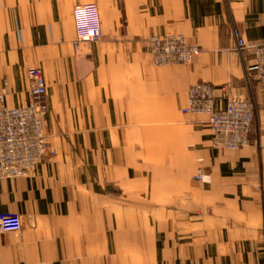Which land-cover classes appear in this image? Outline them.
Wrapping results in <instances>:
<instances>
[{
  "label": "crops",
  "instance_id": "0c3cea01",
  "mask_svg": "<svg viewBox=\"0 0 264 264\" xmlns=\"http://www.w3.org/2000/svg\"><path fill=\"white\" fill-rule=\"evenodd\" d=\"M93 2L110 7L102 41L57 37L63 7L72 23L74 7ZM164 34L199 55L155 65L149 38ZM262 44L264 0H0V88L9 82L10 106L29 102L26 68L42 62L58 148L0 180V213L22 221L19 234L0 231V264H264V84L248 71ZM201 81L253 101L249 145L216 148L207 116L183 112ZM139 117L161 119L182 147L158 191L155 175L117 155L136 128L126 119ZM200 169L209 182L193 177Z\"/></svg>",
  "mask_w": 264,
  "mask_h": 264
},
{
  "label": "built area",
  "instance_id": "2783aa9c",
  "mask_svg": "<svg viewBox=\"0 0 264 264\" xmlns=\"http://www.w3.org/2000/svg\"><path fill=\"white\" fill-rule=\"evenodd\" d=\"M75 18L78 41L103 37L99 8L95 3L77 5ZM236 35L239 36L237 32ZM149 43L153 59L159 64L188 62L200 53L199 47L189 44L182 34L153 36ZM238 44H244L240 37ZM255 54V62L248 71L264 84V44L255 46ZM26 74L30 81L29 102L10 106L7 102L9 82L4 80L0 88V180L27 175L49 151H54L46 133L50 106L45 76L39 67L34 66L29 67ZM184 112L207 116L216 148L237 149L251 143L254 103L231 95L226 84L207 81L193 84L188 91ZM197 179L206 180L203 174L197 175ZM261 190L264 200V176ZM21 230L22 221L18 213H0L1 232L19 234Z\"/></svg>",
  "mask_w": 264,
  "mask_h": 264
},
{
  "label": "rangeland",
  "instance_id": "374dc122",
  "mask_svg": "<svg viewBox=\"0 0 264 264\" xmlns=\"http://www.w3.org/2000/svg\"><path fill=\"white\" fill-rule=\"evenodd\" d=\"M95 3L98 8H99V13H100V22L103 30V37L100 40H88L92 43H97L100 42L104 39V24L108 25L107 28L111 26V14H110V7L109 6H100L98 5L97 2ZM84 4V3H83ZM81 5V4H78ZM77 6V5H76ZM74 7V10L76 8ZM101 10L103 11V14L101 15ZM63 17H60L61 19L57 21L56 23V34L57 37L59 36H67L68 33L71 31L73 32L74 29L75 31L77 30V24H76V18L75 21L72 23H69L68 15H69V7H63ZM107 18V19H106ZM105 21V23H104ZM66 33V34H65ZM164 35H152L149 38L150 39L153 36H165ZM170 35V34H168ZM54 39V38H52ZM76 42H81L77 40V34H76ZM48 44V43H47ZM150 43L148 42V46ZM149 55L152 60V62L155 65H165V64H177V63H188L192 61L194 58H192L188 62H175V63H163L159 64L156 63L153 59L152 52L150 51L149 48ZM43 67L42 62L37 63L35 65H30L26 68V71L29 67ZM47 66H49V63H47ZM42 70V69H41ZM113 74V72H111ZM106 74V72H105ZM104 74V76H106ZM114 74L116 77H121V79H126L127 78V70L125 68H121L120 70H114ZM195 84V83H194ZM192 86V85H191ZM190 86V87H191ZM189 87V89H190ZM188 89V91H189ZM188 91H187V104H188ZM186 104V106H187ZM50 106V105H49ZM185 106V107H186ZM184 107V108H185ZM183 108V112H184ZM52 107L50 106V113H51ZM144 113V112H142ZM185 113V112H184ZM189 114V113H187ZM50 115V114H49ZM136 125L134 133L132 132L134 128L130 127L129 132L127 131L124 134V140L123 141V149H118L117 155L121 158H123L124 164H135V168L137 172L143 174L145 173L146 175L149 173L150 175H155L153 178V181L151 184L153 185V188L156 189V191L160 190V185L162 182L159 181V177H161L160 174H166V173H174L175 172V160L179 157V155L182 152V147L179 146V144L176 143L175 139L173 138V134H168L165 132H160V129L165 128V125L161 123V119H156V118H147V117H139V118H132V119H126V121H129ZM47 139L51 147H53V152L47 153L45 157H54L57 154L58 148L56 143L54 142L53 139H51L50 135V130L49 126L47 128ZM213 144V141H212ZM214 146V145H213ZM215 147V146H214ZM44 157V158H45ZM184 161H188L186 157H184ZM201 160V158L199 159ZM37 166V165H36ZM203 174L206 178V180L202 182H209V176L208 173L205 172L204 170L200 169L198 170L193 177L197 179V175ZM158 178H155V177ZM165 180V179H164ZM199 180V179H197ZM201 181V180H200ZM136 188L137 189H143L144 188V182L142 180L136 182ZM158 193V192H155ZM152 203L153 205H158L159 203V198L156 194V196H153L152 198Z\"/></svg>",
  "mask_w": 264,
  "mask_h": 264
}]
</instances>
